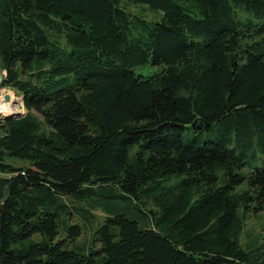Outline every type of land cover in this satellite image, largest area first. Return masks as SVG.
<instances>
[{"label":"trees","instance_id":"trees-1","mask_svg":"<svg viewBox=\"0 0 264 264\" xmlns=\"http://www.w3.org/2000/svg\"><path fill=\"white\" fill-rule=\"evenodd\" d=\"M0 55V264H264V0H0Z\"/></svg>","mask_w":264,"mask_h":264},{"label":"rangeland","instance_id":"rangeland-1","mask_svg":"<svg viewBox=\"0 0 264 264\" xmlns=\"http://www.w3.org/2000/svg\"><path fill=\"white\" fill-rule=\"evenodd\" d=\"M125 8L130 13L142 16L148 21H159L162 18V13L160 11L152 10L146 5L135 6L132 4H125ZM137 70H139L140 73H144L146 76H149L152 72L150 66L138 67ZM16 95L22 100V107L20 108L19 113L26 114L27 111L24 104V98L17 93ZM35 115L37 116V114ZM10 162L15 166L28 165L27 162L19 159H12ZM68 197L74 200L72 205L73 208L72 211H68L69 215H65L64 219L67 220L69 226L78 225L82 228V235L77 243H91L95 232L105 224L111 214L108 211H104L102 208H91L88 202L78 201L74 196ZM59 226L60 238H63L66 234L61 222H59ZM242 244L245 248L264 246V210L258 213L255 211L250 213L242 237Z\"/></svg>","mask_w":264,"mask_h":264},{"label":"built area","instance_id":"built-area-1","mask_svg":"<svg viewBox=\"0 0 264 264\" xmlns=\"http://www.w3.org/2000/svg\"><path fill=\"white\" fill-rule=\"evenodd\" d=\"M6 76H7V72L2 66V60H1V55H0V103L2 104V107H4L6 105V103L10 100L11 94H15V97L18 100V102H17L18 109L20 110V108L22 107V103L20 104L19 100L20 101H22V100L19 97H17L18 95H16V92H14L13 90H11L9 88H5L3 86V83L5 81ZM7 95L9 96V100L8 101L5 100V97ZM11 116H14V115H11ZM0 117H1L0 119L3 121L8 116L6 114L0 112Z\"/></svg>","mask_w":264,"mask_h":264},{"label":"bare ground","instance_id":"bare-ground-1","mask_svg":"<svg viewBox=\"0 0 264 264\" xmlns=\"http://www.w3.org/2000/svg\"><path fill=\"white\" fill-rule=\"evenodd\" d=\"M17 102L18 100L15 97V94H11L10 100L6 103L4 107H2V104L0 103V112L6 114L7 116L19 113L20 110L18 109ZM19 103L21 104L22 101L19 100Z\"/></svg>","mask_w":264,"mask_h":264},{"label":"water","instance_id":"water-1","mask_svg":"<svg viewBox=\"0 0 264 264\" xmlns=\"http://www.w3.org/2000/svg\"><path fill=\"white\" fill-rule=\"evenodd\" d=\"M5 100L6 101H8L9 100V96L7 95L6 97H5ZM14 116H12V117H14V118H21V117H23L24 116V114H21V113H16V114H13ZM8 118H5V120H7Z\"/></svg>","mask_w":264,"mask_h":264},{"label":"crops","instance_id":"crops-1","mask_svg":"<svg viewBox=\"0 0 264 264\" xmlns=\"http://www.w3.org/2000/svg\"><path fill=\"white\" fill-rule=\"evenodd\" d=\"M0 136H1V132H0Z\"/></svg>","mask_w":264,"mask_h":264}]
</instances>
